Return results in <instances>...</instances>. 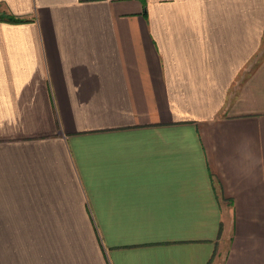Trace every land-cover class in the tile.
I'll return each instance as SVG.
<instances>
[{
	"label": "crops",
	"instance_id": "obj_1",
	"mask_svg": "<svg viewBox=\"0 0 264 264\" xmlns=\"http://www.w3.org/2000/svg\"><path fill=\"white\" fill-rule=\"evenodd\" d=\"M0 264H264V0H0Z\"/></svg>",
	"mask_w": 264,
	"mask_h": 264
},
{
	"label": "trees",
	"instance_id": "obj_2",
	"mask_svg": "<svg viewBox=\"0 0 264 264\" xmlns=\"http://www.w3.org/2000/svg\"><path fill=\"white\" fill-rule=\"evenodd\" d=\"M8 18V19H10V20H16V18L15 17H13L12 15H9V16H3L2 18Z\"/></svg>",
	"mask_w": 264,
	"mask_h": 264
},
{
	"label": "rangeland",
	"instance_id": "obj_3",
	"mask_svg": "<svg viewBox=\"0 0 264 264\" xmlns=\"http://www.w3.org/2000/svg\"><path fill=\"white\" fill-rule=\"evenodd\" d=\"M5 14V13H4Z\"/></svg>",
	"mask_w": 264,
	"mask_h": 264
}]
</instances>
